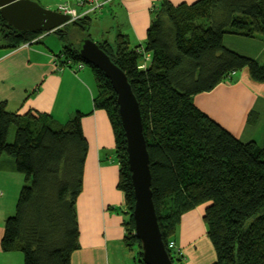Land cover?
Listing matches in <instances>:
<instances>
[{"label":"trees","instance_id":"obj_1","mask_svg":"<svg viewBox=\"0 0 264 264\" xmlns=\"http://www.w3.org/2000/svg\"><path fill=\"white\" fill-rule=\"evenodd\" d=\"M152 13L142 47L131 46L119 31L113 42H96L125 72L138 101L164 244L174 239L182 215L203 204L202 221L215 252L209 264H264V143L239 139L193 102L195 94L230 81L242 68L254 81H264V61L223 42L225 34H236L260 37L264 44V0H161ZM90 21V15L81 16L54 32L62 37L71 23L91 38ZM41 33L17 30L0 17V39L7 48ZM78 46H64L56 56L84 61ZM84 63L96 84L93 106L106 111L113 130L117 187L127 215L123 244L129 250L136 246L135 264H145L134 235L133 186L116 93L100 69ZM83 115L76 111L59 121L47 112L9 110L0 102V169L26 179L5 219L0 245L21 252L23 264H70L79 247L75 204L87 153ZM255 116L252 110L248 119ZM166 249L174 264H183L178 253Z\"/></svg>","mask_w":264,"mask_h":264},{"label":"crops","instance_id":"obj_2","mask_svg":"<svg viewBox=\"0 0 264 264\" xmlns=\"http://www.w3.org/2000/svg\"><path fill=\"white\" fill-rule=\"evenodd\" d=\"M160 1H108L105 5L113 14L111 23L101 34V39L96 41L113 42L119 31L127 35L131 46L142 47L152 10ZM170 1L177 4L194 0ZM65 2L73 6L72 1ZM42 38L15 48L5 47L0 39V102H4L9 110L47 112L59 121H65L76 111L84 113L81 125L87 140V153L82 189L75 204L79 247L72 251L70 264H135L136 260L130 261V254L123 244V222L127 215L123 193L117 187L119 170L114 135L106 111L93 106L96 92L93 72L86 71V65L77 71L68 66H57L53 57L62 50L55 51L50 45H36ZM223 42L238 50L225 38ZM60 56L59 62H62L65 56L62 53ZM144 58L148 61L149 54ZM231 78L209 91L195 94L194 104L239 139L258 142L259 138L264 143V81L251 79L247 68L233 72ZM252 110L256 116L251 122L248 118ZM25 181V175L18 171L0 169V241L5 219L14 212ZM194 209L181 217L178 230L182 234L189 232L194 220L202 219L204 206L199 209V215ZM203 234L205 236L199 238L201 242L198 243L196 239L190 241L183 236L181 239L174 237L177 248L182 252L183 264H209L215 259L205 229ZM0 264H23L22 253L3 251L0 245Z\"/></svg>","mask_w":264,"mask_h":264},{"label":"water","instance_id":"obj_3","mask_svg":"<svg viewBox=\"0 0 264 264\" xmlns=\"http://www.w3.org/2000/svg\"><path fill=\"white\" fill-rule=\"evenodd\" d=\"M0 17L13 28L28 32L54 31L70 21L69 15L36 0H0ZM78 53L86 63L103 72L116 93L133 186L134 235L140 241L141 259L145 264H174L161 237L152 201L149 154L140 109L127 76L92 38L84 37L79 42Z\"/></svg>","mask_w":264,"mask_h":264},{"label":"rangeland","instance_id":"obj_4","mask_svg":"<svg viewBox=\"0 0 264 264\" xmlns=\"http://www.w3.org/2000/svg\"><path fill=\"white\" fill-rule=\"evenodd\" d=\"M37 1L41 5L49 7L51 9H56L59 3H65V1H72L71 3L74 5V0H37ZM97 10L99 11H97L96 14L95 13L90 14L91 23H90V28L88 32L90 37L94 41L101 39V34H103V32H105L108 29V26L111 23V18L113 15L112 12L109 11L106 5L103 7H100ZM66 30H67V34H64L62 37H59V35L54 31H49L45 33L42 32L39 35V36L43 35L42 40L39 43H35V44L39 46L50 45L55 49V51H58V50L61 51L63 50L64 46H67V45L72 46V44L74 45L78 44L85 37V35H87L86 32L80 31L77 26L71 23L66 26ZM224 38L229 44L233 45L234 47H237L238 50L234 49L235 51L237 52L245 51L244 54L252 56L260 62L264 61V44L260 40V37H244V36L236 35V34H225ZM240 53H243V52H240ZM85 70L92 73V68L89 65L85 66ZM93 84H94V89L96 91V84L94 81V77H93ZM258 142L260 144L263 143L262 140H260L259 138H258ZM203 206L204 205L202 204L196 207V209L194 208L193 209L198 210V215H199V212H200L199 209H201ZM204 229L206 231V225L203 223L202 219L201 221H198V222L194 220L192 227L188 230L189 232H184L182 234L180 230L177 229L175 236L178 239H181L182 236L186 238H190V241L193 239H196V243H198V242H201L199 238H201L202 236H205L204 235L205 233L203 234ZM195 248L196 247L194 246V249ZM127 252L130 254V257H131L130 261L135 262L136 257L138 256L137 247L134 246L132 250L127 249ZM181 260H182V257H181ZM189 260H190V256H188V261Z\"/></svg>","mask_w":264,"mask_h":264},{"label":"built area","instance_id":"obj_5","mask_svg":"<svg viewBox=\"0 0 264 264\" xmlns=\"http://www.w3.org/2000/svg\"><path fill=\"white\" fill-rule=\"evenodd\" d=\"M110 0H75V4L72 6L68 3H59L56 7V11L67 14L70 16V21L77 19L81 16L90 15L91 13H94L97 9L100 7L105 6V4ZM78 8V10H77ZM45 33V32H43ZM43 35L38 36L34 39H32L30 42H34L37 39L41 38ZM29 43V42H28ZM26 43V44H28ZM63 56V55H62ZM61 57V56H59ZM59 57L54 56V63L59 67L60 66H68L69 68H72L74 71H77L85 66L84 61H73L69 57H64L62 62H59ZM165 248H168L171 253H178L181 257H183L182 252L177 248L176 241L174 239H169L166 243Z\"/></svg>","mask_w":264,"mask_h":264},{"label":"bare ground","instance_id":"obj_6","mask_svg":"<svg viewBox=\"0 0 264 264\" xmlns=\"http://www.w3.org/2000/svg\"><path fill=\"white\" fill-rule=\"evenodd\" d=\"M198 246H199V244H198ZM201 248V247H200Z\"/></svg>","mask_w":264,"mask_h":264}]
</instances>
